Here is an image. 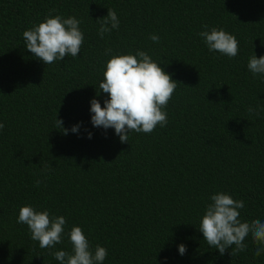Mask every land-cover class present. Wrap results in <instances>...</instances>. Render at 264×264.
I'll use <instances>...</instances> for the list:
<instances>
[{
    "label": "trees",
    "instance_id": "trees-1",
    "mask_svg": "<svg viewBox=\"0 0 264 264\" xmlns=\"http://www.w3.org/2000/svg\"><path fill=\"white\" fill-rule=\"evenodd\" d=\"M51 9L81 21L84 44L46 66L23 32ZM108 9L120 24L101 38ZM204 25L234 35L238 55L210 52ZM106 48L144 51L178 83L165 127L128 143L93 127L90 101L108 98L97 96ZM253 54L264 56V0H0V264H59L52 253L71 251L73 226L107 249L103 264H264L251 237L246 251L221 255L198 231L219 192L245 202L242 221L264 220V77L247 68ZM27 205L66 218L61 244L42 249L17 223Z\"/></svg>",
    "mask_w": 264,
    "mask_h": 264
},
{
    "label": "clouds",
    "instance_id": "clouds-1",
    "mask_svg": "<svg viewBox=\"0 0 264 264\" xmlns=\"http://www.w3.org/2000/svg\"><path fill=\"white\" fill-rule=\"evenodd\" d=\"M51 9L44 21L33 25L23 32L25 48L43 64L50 65L63 61L65 57H77L84 44V33L80 30L81 21L75 17L53 16ZM99 24L98 35L103 38L112 30L119 28L116 12L108 9L107 16L96 21ZM198 33L210 52H218L228 58L239 53V41L232 34L215 27ZM150 39L159 43V37ZM112 49L106 48L105 55H111ZM253 77H264V56L253 54L247 63ZM178 83L156 63L148 53L137 51L135 55H111L99 84V92L107 94L103 107L98 99L90 101L91 124L96 128L114 129L121 143H128L129 134H151L157 127L168 123L167 108ZM249 113L254 110L249 108ZM62 128L63 121L56 119ZM5 125L0 123V131ZM80 125L70 131L77 133ZM67 135V129H63ZM91 139V133L88 134ZM118 158V157H117ZM40 181L36 182L39 187ZM204 214L199 222L198 231L203 240L223 255L231 249V256L246 251V239L251 237L257 245L255 256L264 252V220L254 219L250 222L240 219V209L245 207L243 200H236L231 195L219 192L209 197ZM18 224L26 225L31 239L39 243L42 249H52L63 242L66 218L53 216L49 210H37L31 205L19 209ZM71 251L57 250L52 255L59 264H103L108 251L96 245L93 250L82 228L73 226L67 233ZM234 246V247H233ZM180 255L186 253V246H178Z\"/></svg>",
    "mask_w": 264,
    "mask_h": 264
}]
</instances>
